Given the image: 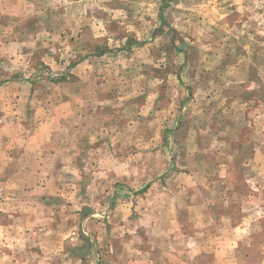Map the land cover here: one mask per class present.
Wrapping results in <instances>:
<instances>
[{"label": "rangeland", "instance_id": "1", "mask_svg": "<svg viewBox=\"0 0 264 264\" xmlns=\"http://www.w3.org/2000/svg\"><path fill=\"white\" fill-rule=\"evenodd\" d=\"M248 2L255 39L239 47L252 46L257 66L242 87L222 90L226 105L245 99L241 109L260 115L233 121L216 100L220 73L194 70L200 57L175 39L169 3L0 0V127L24 134L47 120L54 131L28 155L19 152L26 138L0 135V264H264V151L254 162L256 182L241 183L250 171L240 175L238 163L250 148L230 143L231 129L251 138V127L264 144V0ZM83 62L89 66L77 75ZM106 82L70 118L64 98L73 112L90 83ZM202 121L220 136L198 131L197 146L192 127ZM222 163L231 182H205L212 164L205 172L223 179ZM188 171L196 184L187 183ZM250 188L259 197L256 215L243 219L252 234L229 231L234 216L204 214L202 202L185 201L189 192L212 209L245 211L234 193ZM182 234L204 245L186 248Z\"/></svg>", "mask_w": 264, "mask_h": 264}, {"label": "crops", "instance_id": "2", "mask_svg": "<svg viewBox=\"0 0 264 264\" xmlns=\"http://www.w3.org/2000/svg\"><path fill=\"white\" fill-rule=\"evenodd\" d=\"M140 2L160 3L158 8L162 6L161 3H169L168 11L165 13V18L168 17L170 20L169 23L171 28L173 29L172 33L175 34V39L177 41H187L188 44L186 48H188L187 54H189V57H200V59L195 60V62H197V67L194 68V70L210 73H220V78L218 79V81L215 82L217 84L219 93V96H216V100L219 104H224V110H222V113L226 118L232 119L233 121H237L240 118L242 120H251L255 116L257 118L260 115V113L258 115L254 114L257 113V111L253 114L251 113L253 107L249 109H241V106H239L240 102L248 104L245 99L237 98L236 106L226 105L230 102V99H227L228 97L226 96L228 93V90L226 88H231L233 86L237 88L242 87L241 78H247L246 74L244 73L251 72L257 66L254 60H252V46L248 44V46H243V49L239 47L240 44L246 45V41H251L255 39V34H253L249 30V27L253 25V21L249 18V15L247 14L246 3H249L248 0H140ZM156 11H159L157 10V7ZM165 18L163 21H165ZM94 36L97 37L96 35ZM88 66L89 65H86L84 62L78 65L76 67L77 75H81L82 72L86 68H88ZM226 74L231 75L230 77H228ZM237 77L240 79H238ZM90 85H92L90 96L85 101H76L74 103L75 106L73 112H71L73 108H70L72 105V99L67 97L64 98V105L66 106V104H69V115H72L70 118L76 120V118L80 116H78V112H80L81 115L83 114V105L86 103L88 104V102L90 104V102H94V100H97L100 97V92L105 91L103 90V88H107V82L99 85H97L96 83H90ZM78 86H80L81 88H83V86H86L85 81H80ZM222 89H225L227 93ZM19 100H22V98L16 99L17 102ZM23 102L27 104L28 99H23ZM200 102L204 104L205 100H200ZM251 102L252 104H254V101L251 100ZM19 114L20 113L18 112H13V119L20 120ZM200 114H202L201 117L203 118H206L207 116V111L204 109L203 106L200 111ZM68 117L69 116H62L60 120L66 119L65 121L67 122L68 120H70L67 119ZM52 126L53 125L47 120L42 121L39 125H37V127L25 131L27 135H25V133L18 134L17 129H12V133L8 131L6 132L4 130V127L1 126L0 135H2L3 139H5L6 141H8V136L15 139L17 138L18 140L21 138H26L22 141L21 147L23 149H19V152L21 153V155H28L30 151H36L37 146L39 150L41 149V145L44 143V141L48 139L52 132H54ZM192 128L193 132H197V134L193 133L194 138L192 137L193 141H195L196 137L197 146H200V142L202 141H199L198 131L203 135H205L207 132H210V134L213 135L212 137L220 136L219 130L217 131L215 126L209 125L206 121H202L199 124L197 123V125ZM250 132L252 133L251 138H247L246 135H243V129H231V134H234L235 137L230 140V143L232 144L231 148L233 146H236L237 148L240 146L242 148H250L249 159H241V161H239L238 163L237 169L240 175L245 171V169H248L250 171L249 180H247V177H245V179L239 177L240 179L238 181H241V183L252 185L256 182L255 170L257 166L254 163L257 158L256 155L261 152L260 150L264 151V144L259 139H253V129H251V127ZM39 141L40 143H38ZM202 143H204V145L206 144L205 141H203ZM194 149L196 151H199L200 148L195 147ZM0 150H3V148H0ZM195 150L187 151L188 158H192L193 155V153L189 155V152H194ZM12 157H14V153L12 154ZM10 158L11 157H9V159ZM192 163H195V161ZM195 166H197V168H199L200 166L204 167V165L202 164H196L193 165V168ZM211 168H214L213 164L212 166L210 165L209 168L204 167L203 169V179L205 182H208L209 184L214 182H223L222 184H227V182H231L232 179L229 177L231 176V167L228 165V163H222L219 165L218 168L220 170L222 168V171L225 174L224 176H221V178L223 179H215L216 177L214 175L212 176L211 174H207V172H205L206 170L209 171V169ZM192 173V171H188L186 174H184L186 176L185 179L187 180L188 184H196V181L194 180L195 177L194 175H192ZM250 189L251 191L248 193H234L236 197L238 196V198H240L241 203L246 204L247 209L245 211L237 207L234 208V210H231L230 208V211L228 209H224V211L216 210V208L212 209L210 205H208V203H204L200 195L195 197L194 193L189 192L186 194L185 201L190 206L194 204L199 205L200 202H202L203 206L200 207V209L204 214H207L209 212L210 214L218 215L220 217H223L224 215L234 216L236 218V224H231L228 230L240 233L248 231L249 234H252V229H249L250 225L248 224V227L245 228L246 224L243 223V219H247V217H250L251 219V217H254L256 207H258L259 197L257 193H253L254 189ZM228 194L229 192H226V194H222L224 199ZM220 230H222V228ZM181 236L187 237L186 239H184L187 246L186 248H189L192 245L196 247L204 245L200 242H196L195 244H193L191 242L192 238H189L190 236L183 234ZM171 247H174V245H172ZM177 252H179V250ZM191 260L192 258L186 259V263H189V261ZM176 262H178V259L176 260Z\"/></svg>", "mask_w": 264, "mask_h": 264}]
</instances>
